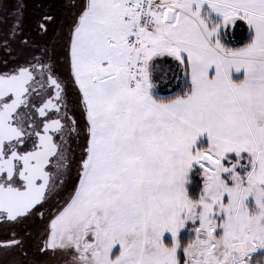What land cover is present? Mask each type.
Wrapping results in <instances>:
<instances>
[{
    "label": "snow or ice",
    "instance_id": "1",
    "mask_svg": "<svg viewBox=\"0 0 264 264\" xmlns=\"http://www.w3.org/2000/svg\"><path fill=\"white\" fill-rule=\"evenodd\" d=\"M0 264H264V0H0Z\"/></svg>",
    "mask_w": 264,
    "mask_h": 264
}]
</instances>
